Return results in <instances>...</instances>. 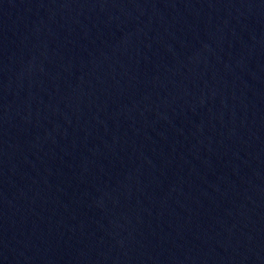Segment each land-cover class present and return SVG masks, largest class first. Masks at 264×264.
Returning a JSON list of instances; mask_svg holds the SVG:
<instances>
[{
	"label": "water",
	"instance_id": "1",
	"mask_svg": "<svg viewBox=\"0 0 264 264\" xmlns=\"http://www.w3.org/2000/svg\"><path fill=\"white\" fill-rule=\"evenodd\" d=\"M0 264H264V0H0Z\"/></svg>",
	"mask_w": 264,
	"mask_h": 264
}]
</instances>
